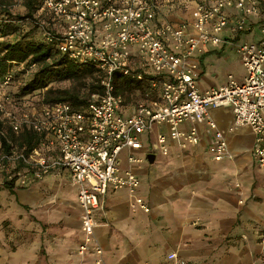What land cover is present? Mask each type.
<instances>
[{
	"label": "built area",
	"instance_id": "obj_1",
	"mask_svg": "<svg viewBox=\"0 0 264 264\" xmlns=\"http://www.w3.org/2000/svg\"><path fill=\"white\" fill-rule=\"evenodd\" d=\"M158 6V0H42L41 9L59 24L57 34L48 32L47 39L55 40L59 51L72 59L95 62L102 73V90L91 93L82 108L63 100L45 103L42 97H15L12 71L0 78V174L24 186L53 170L68 169L78 186L81 209L83 240L78 251L91 250L95 264H108L94 237V212L109 188L132 193V210H150L136 194L139 177L120 168L119 153L126 147L141 148L142 135L153 127L167 125L168 133L157 132L151 143L167 154L170 140H178L182 147L198 142L195 125L182 128L186 121L206 122L215 139L213 157L220 160L227 153V142L208 112L211 107L229 106L235 126L251 127L253 155L264 167V35L257 41L234 43L245 70L241 81L229 73L226 83L201 90L192 57L209 43L219 44L232 20L236 31L249 30L246 15L257 11L256 0L198 3L194 17L178 23L157 21ZM35 67L30 63L26 72ZM115 73L140 80L146 89L142 97L131 100L128 114L123 112L125 95L116 91ZM7 129L14 134L35 132L41 135L40 142L26 153ZM127 158L140 160L132 152ZM167 258L185 264L174 251Z\"/></svg>",
	"mask_w": 264,
	"mask_h": 264
},
{
	"label": "crops",
	"instance_id": "obj_2",
	"mask_svg": "<svg viewBox=\"0 0 264 264\" xmlns=\"http://www.w3.org/2000/svg\"><path fill=\"white\" fill-rule=\"evenodd\" d=\"M233 22L219 44L192 55L201 90L226 83L229 73L238 81L244 77L240 57L231 60L243 34ZM128 104L125 114L133 109ZM208 115L227 142L220 160L213 157L215 139L206 122L186 121L182 128L195 125L198 142L182 147L170 140L167 154L151 147L157 132L168 133L166 124L145 132L141 148L119 153L120 168L139 177L136 194L150 210H132L133 194L124 188H109L100 198L94 237L106 263L175 264L167 258L174 251L185 264H264V167L253 155L255 135L250 126L233 124L229 106L211 107ZM129 152L140 160L130 162ZM149 153L155 154L152 162ZM77 190L66 168L12 188L0 174V264H95L91 250L78 251L83 232Z\"/></svg>",
	"mask_w": 264,
	"mask_h": 264
},
{
	"label": "trees",
	"instance_id": "obj_3",
	"mask_svg": "<svg viewBox=\"0 0 264 264\" xmlns=\"http://www.w3.org/2000/svg\"><path fill=\"white\" fill-rule=\"evenodd\" d=\"M196 3L207 1L197 0ZM21 6L24 13L13 14L7 5L0 4V78L5 71H12V85L15 86L12 91L15 97L30 96L42 91V100L45 103L63 100L74 108L84 107L89 102L91 93L102 90V73L96 63L72 59L59 51L55 40L47 39L48 32L57 34L59 24L49 12L41 9L42 0H21ZM170 12L168 7L164 9L158 6L155 18L162 21L168 18ZM46 15L52 20L50 23L47 18V25L41 23L42 17ZM30 63H35L36 67L27 73ZM14 66L18 68L15 69ZM20 75L24 80L18 85ZM65 80L72 84L63 88L51 85L53 82ZM114 81L116 91L126 94L131 87L141 85L140 80L119 73L114 74ZM7 135L26 153L32 152L41 139V135L32 131L14 134L7 129ZM1 139L5 142L4 137ZM4 185L12 188L14 183L4 179Z\"/></svg>",
	"mask_w": 264,
	"mask_h": 264
},
{
	"label": "rangeland",
	"instance_id": "obj_4",
	"mask_svg": "<svg viewBox=\"0 0 264 264\" xmlns=\"http://www.w3.org/2000/svg\"><path fill=\"white\" fill-rule=\"evenodd\" d=\"M197 0H158V5L162 8L166 9L167 7L171 10L170 15L173 17H181L180 20H190L195 15V8ZM207 2H212L213 0H206ZM258 2L257 5V11L254 14H251L247 16V22L249 21V30H245L242 33L241 40H249V41H257L262 35H264V0H256ZM3 3L9 7V9L12 11L13 14L16 13H24V9L21 6V0H0V4ZM49 16L46 15V17H42L43 22L46 25L48 24L47 18ZM51 23V19L48 18ZM42 21V20H41ZM52 25V24H49ZM230 27V26H229ZM227 27V29H230ZM226 29V28H225ZM228 32V31H227ZM231 60L237 61L239 59V54L237 53L235 48H232L231 50ZM14 68H18L17 66H14ZM240 71H242L241 68H239ZM24 78L20 75L18 79V85L22 83ZM72 84L71 81L65 80L60 82H53L51 85L53 87H69ZM144 86V85H143ZM142 85L140 87H131V89L128 91V93H123L126 97V104L125 107L128 109L131 108V105H129V101L136 100L143 96L146 89H144ZM15 87V86H13ZM128 95H130V98ZM42 97V91L39 93H35L33 95H30L29 98L31 100H35Z\"/></svg>",
	"mask_w": 264,
	"mask_h": 264
},
{
	"label": "water",
	"instance_id": "obj_5",
	"mask_svg": "<svg viewBox=\"0 0 264 264\" xmlns=\"http://www.w3.org/2000/svg\"><path fill=\"white\" fill-rule=\"evenodd\" d=\"M154 158H155V154H154V153H149V154L147 155V159H148L150 162H152V161L154 160Z\"/></svg>",
	"mask_w": 264,
	"mask_h": 264
}]
</instances>
